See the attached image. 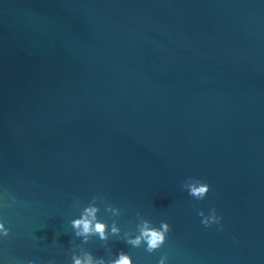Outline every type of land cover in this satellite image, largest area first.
Returning <instances> with one entry per match:
<instances>
[{
	"label": "water",
	"instance_id": "water-1",
	"mask_svg": "<svg viewBox=\"0 0 264 264\" xmlns=\"http://www.w3.org/2000/svg\"><path fill=\"white\" fill-rule=\"evenodd\" d=\"M0 223V264H264V0H0Z\"/></svg>",
	"mask_w": 264,
	"mask_h": 264
},
{
	"label": "clouds",
	"instance_id": "clouds-1",
	"mask_svg": "<svg viewBox=\"0 0 264 264\" xmlns=\"http://www.w3.org/2000/svg\"><path fill=\"white\" fill-rule=\"evenodd\" d=\"M183 187L188 190L189 195L196 199H203L209 191L208 183L195 178H190L185 181ZM96 211L95 207H88L79 218L71 221L72 227L77 229L76 235H84L86 237L87 234L95 232L99 233L101 240L106 239V225L103 222L96 220ZM113 211L115 212V209H113ZM198 215L202 217L201 223L206 227L210 226L212 223L218 224L221 219V217L216 214L215 208H212L208 215H205L202 210L198 212ZM93 221H95V223H93ZM149 224L150 222L145 220L143 225L139 227V235L134 238H129L126 240V243L138 247L142 242H146V251L149 253L160 248L165 241L166 233L170 231V226L165 221H161L158 228L154 226L150 227ZM0 231L3 232V235H8V230L4 229V225L2 223H0ZM111 231L113 233H117L119 229L115 224H113ZM166 259V256H161L158 264H165ZM29 264H35V262L30 261ZM73 264H104V261L102 258L99 261H94L91 254H86L83 258L74 256ZM110 264H132V260L127 253L120 251L117 254V258L110 261Z\"/></svg>",
	"mask_w": 264,
	"mask_h": 264
}]
</instances>
